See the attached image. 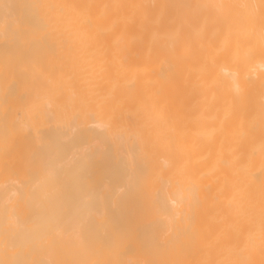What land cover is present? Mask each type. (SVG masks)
Masks as SVG:
<instances>
[{"label": "bare ground", "instance_id": "obj_1", "mask_svg": "<svg viewBox=\"0 0 264 264\" xmlns=\"http://www.w3.org/2000/svg\"><path fill=\"white\" fill-rule=\"evenodd\" d=\"M0 264H264V0H0Z\"/></svg>", "mask_w": 264, "mask_h": 264}]
</instances>
